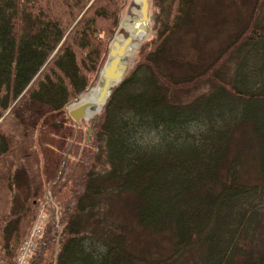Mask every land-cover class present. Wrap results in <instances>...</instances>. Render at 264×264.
Wrapping results in <instances>:
<instances>
[{"label": "trees", "instance_id": "16d2710c", "mask_svg": "<svg viewBox=\"0 0 264 264\" xmlns=\"http://www.w3.org/2000/svg\"><path fill=\"white\" fill-rule=\"evenodd\" d=\"M199 1L150 0L151 34L83 123L67 104L130 0H0V264L47 189L59 207L32 264H264V0L213 51L218 11L204 23ZM186 35L195 57L177 60ZM131 220L169 252L136 247Z\"/></svg>", "mask_w": 264, "mask_h": 264}, {"label": "rangeland", "instance_id": "374dc122", "mask_svg": "<svg viewBox=\"0 0 264 264\" xmlns=\"http://www.w3.org/2000/svg\"><path fill=\"white\" fill-rule=\"evenodd\" d=\"M253 1L254 0H200L199 1L200 5L205 7V11L203 14L204 23L209 24V21L213 19L214 14L210 13V9H213V8L214 9L217 8L219 21L221 22V24L219 25V29L214 30L216 32L213 34L211 33L212 35H210L209 39L203 42L204 46L210 49V51H213L216 48H218L223 42V40L230 34V32L237 28L238 23L241 20V18L245 15L246 12L250 10V7ZM139 6H140L139 0H130L121 18L120 25L114 35L113 41L117 37V35L122 34L123 32L125 36L128 37L129 31L126 29L127 23L124 24V21L128 20L129 22V18H128L129 14L132 16V18L136 19L137 21L140 20L139 18L140 12L137 13L134 11V8L139 9ZM206 8H209V9H206ZM149 13H150V16L154 15L153 9L151 7L149 8ZM149 34H151L150 31L147 32L146 36L143 37L141 42L144 40V38L149 36ZM113 41L111 42V46L113 44ZM192 42H193V39L191 35H186L179 41V43L174 48V54L177 60L190 59V58L195 57V49L192 47ZM140 44L138 45V47L136 48L135 52L132 55L125 57L126 62L128 64V68L131 65H133V62H134V59H135V56H136V53H137V50ZM102 83H103V78L101 79L100 77L99 80L94 85H91L88 89L84 90L78 95L79 100L78 102H76V104L83 102V100L80 98L83 97L86 93H88L92 87L101 86ZM72 103L73 102H69L67 104L66 108L68 112L70 109L73 108ZM96 112L94 114H96ZM89 120L90 118H82L81 120H78V121H82L83 123H88ZM55 207H56V210H58V207H59L58 202L56 201L52 191L47 189L45 192V200L43 201L41 205H39L37 213L40 212L41 214H43L44 212H47L46 217L48 215L50 219L53 216L52 211H53V208ZM111 218L113 220L115 218L118 221H122V222L125 221L126 219V213L119 208V204L116 201H115V206L112 209ZM127 222L129 223L128 225L129 230L126 229L128 233V237L136 247L149 248L153 252H161L162 254H166L169 252L170 247H171V242H172V237L170 235L163 234V235L158 236L157 234L153 233L150 230H146V229L141 228L140 226H137L132 220L127 221ZM28 230L26 233H28ZM24 238L25 237H23V239Z\"/></svg>", "mask_w": 264, "mask_h": 264}, {"label": "water", "instance_id": "95a60500", "mask_svg": "<svg viewBox=\"0 0 264 264\" xmlns=\"http://www.w3.org/2000/svg\"><path fill=\"white\" fill-rule=\"evenodd\" d=\"M139 18L145 23V30H149V22L153 15L150 16L149 7L150 0H139ZM131 41V36H128L123 42H119L117 38L114 39L112 46L109 50V56L104 64L101 74L103 76V83L99 87L100 94L98 99L103 103L107 100L111 93L112 87L123 77L125 71L128 68V64L125 59V52L127 50V45ZM79 98H76L72 104L73 108L69 110L70 115L75 120H81L82 118H90L87 115V102H82L80 104H75L78 102ZM101 109V108H100ZM99 109V110H100Z\"/></svg>", "mask_w": 264, "mask_h": 264}, {"label": "bare ground", "instance_id": "6f19581e", "mask_svg": "<svg viewBox=\"0 0 264 264\" xmlns=\"http://www.w3.org/2000/svg\"><path fill=\"white\" fill-rule=\"evenodd\" d=\"M134 11L137 13L140 12L139 9H137V8H134ZM128 18H129V22H128V20H125L124 24L127 23L126 29L129 31L128 36H131V41L127 45V50L124 54L125 57L130 56L135 52V50L138 47V45L140 44L141 40L147 34V31L145 30V23L143 21H141V20L137 21L136 19L132 18V16L130 14H129ZM116 38L118 39L119 42H123L127 38V36H125V34L123 32L122 34L117 35ZM108 56H109V54H108ZM100 77H101V79L103 78L101 72H100ZM99 87L100 86L92 87L88 93H86L83 97L80 98L83 100V102L88 103L87 109H86L88 116H90V115L93 116L94 113L97 110H99L100 108H102V105L105 103V102L103 103L102 101H100L98 99V96L100 94V88Z\"/></svg>", "mask_w": 264, "mask_h": 264}, {"label": "built area", "instance_id": "2783aa9c", "mask_svg": "<svg viewBox=\"0 0 264 264\" xmlns=\"http://www.w3.org/2000/svg\"><path fill=\"white\" fill-rule=\"evenodd\" d=\"M44 215L40 214L28 236L24 239L17 255L16 264H30V259L37 249L43 231Z\"/></svg>", "mask_w": 264, "mask_h": 264}]
</instances>
